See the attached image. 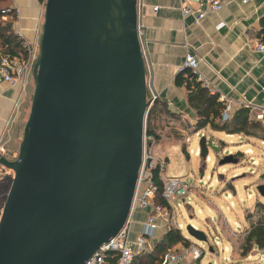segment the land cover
Segmentation results:
<instances>
[{
  "label": "water",
  "instance_id": "water-1",
  "mask_svg": "<svg viewBox=\"0 0 264 264\" xmlns=\"http://www.w3.org/2000/svg\"><path fill=\"white\" fill-rule=\"evenodd\" d=\"M144 41L138 0H45L17 157L0 153L2 172H13L0 264H84L123 228L157 98ZM199 149L206 159L217 145L202 135Z\"/></svg>",
  "mask_w": 264,
  "mask_h": 264
},
{
  "label": "crops",
  "instance_id": "crops-1",
  "mask_svg": "<svg viewBox=\"0 0 264 264\" xmlns=\"http://www.w3.org/2000/svg\"><path fill=\"white\" fill-rule=\"evenodd\" d=\"M10 3L20 10L14 22V31L20 33L28 49L36 50L43 21V2L10 0ZM192 9L196 10L194 3ZM222 22L224 24L220 26ZM138 23L140 34L145 40L146 77L156 92L157 104L162 107L161 115L168 124V130H176L178 135L183 136L196 121L195 112L187 102L185 85L176 82L178 74L184 70L182 67L189 53L195 55L199 72L218 98L223 97L222 101L229 104L230 112L249 107L256 114L264 113V54L254 51L252 47L254 39L264 36V0H250L247 3L224 0L218 13H208L199 22H195L194 12L182 13L180 0H138ZM32 90L29 77H24L23 82L15 86L0 79V148L5 149L7 157L11 158L18 152ZM149 93L151 96V91ZM201 131L208 133L216 141H213L215 144L222 143L224 148L257 140L264 145V140L243 134L215 131L208 127ZM235 137L238 139L236 143L233 141ZM173 148L176 160L183 152L177 147ZM240 151L255 155L250 146ZM195 153L198 155V147ZM210 156L209 153L208 159ZM6 177V174L0 177V209L7 195V189H3ZM205 178L211 180L212 175ZM199 179L207 183L204 177ZM214 180L217 182V178ZM149 212V208H143L135 209L132 213L130 239L139 233ZM162 228L157 229L155 236L150 239L147 251L162 238ZM179 246L177 244L173 249Z\"/></svg>",
  "mask_w": 264,
  "mask_h": 264
},
{
  "label": "rangeland",
  "instance_id": "rangeland-1",
  "mask_svg": "<svg viewBox=\"0 0 264 264\" xmlns=\"http://www.w3.org/2000/svg\"><path fill=\"white\" fill-rule=\"evenodd\" d=\"M44 2L45 0L43 4ZM38 53V47L33 51L28 50L24 59L30 61L31 57L36 59ZM33 63L29 76L32 87H34ZM152 123L160 136L157 141L150 137L145 143V150L148 154L147 163L151 158V167L156 164L161 166L163 168L162 177L175 175L190 183L185 197L179 195L175 206L164 213V216L168 217V225L165 227L176 229L178 224L183 225L182 234L190 237L204 251L199 260L200 264H256L261 259L262 252L253 249L248 255H243L241 246L242 232L248 224L247 215L250 213L257 215L264 211V208L259 205V202L264 205V195H260L258 191V187L264 189V145L257 140L254 143L234 144L232 147L224 148L221 143L215 144L216 141L213 140L220 149L217 148L218 151L210 149L209 153L212 155L210 159L208 157L201 159L199 157V140L202 135L185 133L180 139L177 136H172L171 133H167L168 124L166 125L167 122L164 121L162 115L154 119ZM203 135L210 138L208 133ZM233 141L236 143L238 139L235 137ZM247 146L255 151L254 156L246 154L247 151H239ZM173 147H177L179 150L186 147L188 153L179 154L175 160ZM197 147L198 155L195 153ZM0 169L2 168L0 167ZM5 174L7 177L3 189L6 188L8 192L13 172L8 169L0 171V177ZM207 175H212V179L205 178ZM202 176L207 181L206 184H204V180L199 179L203 178ZM215 178H217V182L214 180ZM181 198L185 201L180 204ZM4 200L1 203L0 214ZM188 225H196L198 230L205 233L207 240L199 241L191 237L187 230ZM216 242L218 244H215ZM169 250H173V248Z\"/></svg>",
  "mask_w": 264,
  "mask_h": 264
},
{
  "label": "built area",
  "instance_id": "built-area-1",
  "mask_svg": "<svg viewBox=\"0 0 264 264\" xmlns=\"http://www.w3.org/2000/svg\"><path fill=\"white\" fill-rule=\"evenodd\" d=\"M181 11L183 14L194 12L195 22H199L208 13H218L223 5L224 0H180ZM242 3H247L250 0H238ZM196 5V10L192 9V4ZM15 14L16 22L20 15V10L17 7L12 6ZM224 23H219L223 25ZM19 36V32H17ZM254 51L264 54V36L256 38L252 42ZM28 48V47H27ZM30 51V49H28ZM32 54V53H31ZM34 57L29 59L19 60L17 57L11 58L7 54H0V79L8 82L10 85L15 86L23 82L24 77L30 76V69L34 62ZM183 69H190L195 74L196 78L202 81L210 93L215 94L214 90L209 87L208 81L202 76L198 70V60L195 55L189 53L185 57V65ZM221 101L223 97H220ZM230 106L225 104V109L222 113V120H227L230 116ZM263 113H257L256 118L262 119ZM200 130L196 132V135H203ZM150 136H146L144 133V150H143V162L139 170V176L137 180L136 190L133 197L132 207L130 214L127 218L123 228L108 242L102 244L95 253L84 262V264H133L136 256L142 252L148 250L149 241L155 236L157 229L161 226L168 225L167 218L164 213H167L168 209L162 207L160 204L154 202L156 195V187L151 179V158L148 161V154L145 150V143ZM0 152L5 154V149L0 148ZM246 153H250L247 151ZM16 155H13L10 159H15ZM163 171V170H162ZM164 188L161 193V197L169 204L170 208L175 206V202H178V198L182 195L185 197V193L189 189V181L183 180L181 177L172 175L162 177ZM180 195V196H179ZM185 201L183 198L179 201ZM149 208L150 212L147 218L142 222L141 230L134 239H130V225L131 216L135 209ZM192 227L196 228L194 225ZM177 228L182 230L180 224ZM215 244H218L217 242ZM202 247L196 242L192 241L185 247L169 250L162 258L160 264H197V262L203 256Z\"/></svg>",
  "mask_w": 264,
  "mask_h": 264
},
{
  "label": "trees",
  "instance_id": "trees-1",
  "mask_svg": "<svg viewBox=\"0 0 264 264\" xmlns=\"http://www.w3.org/2000/svg\"><path fill=\"white\" fill-rule=\"evenodd\" d=\"M39 1L43 2L44 0ZM10 4V0H0V54H7L11 58L24 59L27 56L28 48L23 43L22 38L14 31L15 14ZM176 82L185 85L187 102L196 116V121L188 133H196L208 127L215 131L243 134L250 138L264 140V113L262 119H257L256 113L252 112L249 107H240L231 112L227 120H222L226 103L219 100L216 93H210L209 89L196 78L190 69L182 70L178 74ZM156 107L158 108L156 109ZM161 114L162 107L158 106L156 98L148 111L145 127L146 136L153 137L155 141L159 140L160 135L154 129L152 121ZM167 133H171L172 136H177L179 139L182 138V135H178L176 130L169 129ZM221 145L223 146L222 143ZM217 148L220 149V147ZM218 149L216 150L218 151ZM182 152L188 153L186 147H182ZM162 169L161 166L156 164L150 171L151 179L156 187L154 202L170 209L169 204L161 197L164 188L161 178ZM259 205L264 208L263 203L259 202ZM247 218L248 224L242 232L241 254L248 255L253 249L260 250L262 257L256 264H264V211L257 213V215L250 213ZM163 230L162 238L153 243L151 250L138 254L133 264H160L169 249L174 248L177 244H180L179 248L185 247L193 241L189 239L190 237L184 236L178 228L163 227Z\"/></svg>",
  "mask_w": 264,
  "mask_h": 264
},
{
  "label": "bare ground",
  "instance_id": "bare-ground-1",
  "mask_svg": "<svg viewBox=\"0 0 264 264\" xmlns=\"http://www.w3.org/2000/svg\"><path fill=\"white\" fill-rule=\"evenodd\" d=\"M195 226V225H194ZM181 227L183 228V226L181 225ZM196 227V226H195Z\"/></svg>",
  "mask_w": 264,
  "mask_h": 264
}]
</instances>
